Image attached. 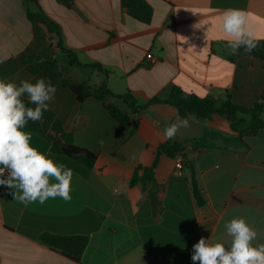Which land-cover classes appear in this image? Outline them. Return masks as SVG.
Segmentation results:
<instances>
[{
    "label": "crops",
    "instance_id": "0c3cea01",
    "mask_svg": "<svg viewBox=\"0 0 264 264\" xmlns=\"http://www.w3.org/2000/svg\"><path fill=\"white\" fill-rule=\"evenodd\" d=\"M145 1L153 10L148 24L131 18L120 0H70L68 7L56 0H0V80L50 81L57 91L48 109L76 145L96 155L86 175L66 157L50 156L73 170L69 201L56 197L25 207L0 185V264H194L192 246L201 237L230 246L224 225L238 217L257 231L253 244L264 243V129L247 134L251 118L240 114L233 125L226 116L188 115L181 119L189 126L169 141L163 130L177 110L148 103L171 93L229 99L243 108L260 106L264 122V63L231 54L221 28L224 10L242 9L248 29L264 40V0ZM28 12L42 20L32 22ZM23 54L54 63L59 79L33 75ZM67 83L110 94L80 103ZM104 105L116 106L127 125ZM24 131L33 147L49 153L47 138ZM174 145L179 150L167 153ZM156 158L152 209V184L131 187L129 181L137 166L149 167ZM43 233L88 242L74 261L41 243Z\"/></svg>",
    "mask_w": 264,
    "mask_h": 264
},
{
    "label": "clouds",
    "instance_id": "9594fccd",
    "mask_svg": "<svg viewBox=\"0 0 264 264\" xmlns=\"http://www.w3.org/2000/svg\"><path fill=\"white\" fill-rule=\"evenodd\" d=\"M247 15L236 8L222 13L221 28L229 38L227 46L233 55L241 48L250 54L258 47L257 38L247 27ZM56 91L44 78L35 83L21 80L19 84L0 80V185L13 190V200L25 207L37 201L44 204L50 198L60 197L64 201L72 198L73 170L50 158V150L45 154L33 147L31 133L24 131L29 121L43 118ZM25 96L34 107L26 105L22 99ZM188 126L187 119L177 116L164 128L163 136L170 141L181 128ZM224 227L231 238L230 246L201 237L192 246L194 264H264V243L253 244L258 233L243 217L226 221Z\"/></svg>",
    "mask_w": 264,
    "mask_h": 264
},
{
    "label": "trees",
    "instance_id": "16d2710c",
    "mask_svg": "<svg viewBox=\"0 0 264 264\" xmlns=\"http://www.w3.org/2000/svg\"><path fill=\"white\" fill-rule=\"evenodd\" d=\"M39 0H26V2L38 3ZM58 3L63 4L64 6L70 5V0H56ZM122 7L127 11V14L144 24H148L152 18L153 10L152 7L145 0H120ZM28 18L32 22L41 21L42 18L38 15H34L28 12ZM49 30L52 31L53 27L48 25ZM241 53H245L244 49L239 50ZM250 55H253L261 62L264 63V40L258 41V47L253 50ZM21 61L29 72L33 75L45 74L52 78L54 81L59 79V76L56 72V65L52 62L42 61L40 58L34 54H23ZM70 90L77 97L78 101L82 103L85 99L92 98L96 101H101L105 95L110 94L105 90H97L94 92H89L88 88L81 85H76L72 83H67ZM122 99H126L123 96H120ZM27 106L34 107V105L28 103L27 100L22 98ZM126 101H128L126 99ZM148 103H166L172 105L177 110V115L180 118H185L188 115H195L198 118L210 119L214 115L226 116L232 119V125L236 122V116L238 114L249 116L251 118V125L246 130L247 134H253L257 130L264 129V122L259 119L258 114L260 112V106L255 105L252 108H243L233 105L229 99L225 101H218L214 98H183L180 97L177 93H171L168 98L164 101L153 98ZM131 104V103H130ZM103 109L106 110L108 115L114 119L117 123L126 126L128 119L122 114V112L114 105H104ZM143 109V107H140ZM140 113L135 111L134 113ZM25 129L40 135L44 136L50 142V152L52 157L63 156L68 160H71L75 165L83 169V174L86 175L91 169L96 159V155L89 150L80 147L75 144L74 136L72 134H67L63 131L61 124L54 117V114L51 110H47L43 114V118L37 122H31L27 124ZM173 150L167 152L169 154H174L179 150L177 145L173 146ZM163 149V147H162ZM158 163V159H154L153 163L149 167L137 166L132 178L129 181L131 187L141 184L144 187L146 182L152 184V188L148 190V197L152 209H155L157 200H156V191L157 184L155 182L153 173L154 169ZM191 185L193 195L198 206L204 204L201 192L197 186L194 173L191 175ZM41 243L47 245L53 250L59 251L65 257L78 261L84 252L88 239L85 236H57L49 233H43L39 236Z\"/></svg>",
    "mask_w": 264,
    "mask_h": 264
},
{
    "label": "built area",
    "instance_id": "2783aa9c",
    "mask_svg": "<svg viewBox=\"0 0 264 264\" xmlns=\"http://www.w3.org/2000/svg\"><path fill=\"white\" fill-rule=\"evenodd\" d=\"M146 59L151 60L152 59L151 54H146ZM175 167H176L177 170H180L182 168V161L181 160H176Z\"/></svg>",
    "mask_w": 264,
    "mask_h": 264
}]
</instances>
